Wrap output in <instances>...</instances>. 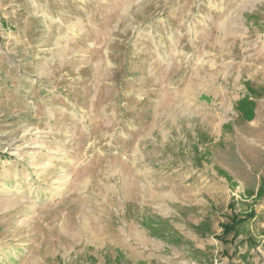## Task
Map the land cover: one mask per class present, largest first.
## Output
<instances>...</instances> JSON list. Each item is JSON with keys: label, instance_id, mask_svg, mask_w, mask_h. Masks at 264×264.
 <instances>
[{"label": "rangeland", "instance_id": "rangeland-1", "mask_svg": "<svg viewBox=\"0 0 264 264\" xmlns=\"http://www.w3.org/2000/svg\"><path fill=\"white\" fill-rule=\"evenodd\" d=\"M0 264H264V0H0Z\"/></svg>", "mask_w": 264, "mask_h": 264}, {"label": "trees", "instance_id": "trees-1", "mask_svg": "<svg viewBox=\"0 0 264 264\" xmlns=\"http://www.w3.org/2000/svg\"><path fill=\"white\" fill-rule=\"evenodd\" d=\"M235 224L233 222L223 225V233L228 234L235 230Z\"/></svg>", "mask_w": 264, "mask_h": 264}]
</instances>
